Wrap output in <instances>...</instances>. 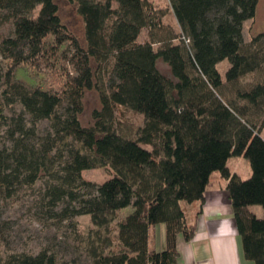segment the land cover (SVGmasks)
I'll use <instances>...</instances> for the list:
<instances>
[{
	"label": "trees",
	"instance_id": "16d2710c",
	"mask_svg": "<svg viewBox=\"0 0 264 264\" xmlns=\"http://www.w3.org/2000/svg\"><path fill=\"white\" fill-rule=\"evenodd\" d=\"M68 1L83 19L85 45L62 23L55 0H0L12 27L11 35L0 32V92L5 105L22 107L12 116L0 110V187L48 175L52 206L67 202L63 219L90 216L94 228L78 237L87 264H178V236L194 235L182 202H203L218 171L228 181L244 254L264 264V214L250 210L264 212V33L249 42L243 36L259 0H169V8L150 0ZM170 10L177 29L163 20ZM225 59L222 78L217 65ZM19 68L36 83L17 79ZM255 72L261 79L244 87ZM93 88L101 108L83 126V96ZM119 106L141 115L143 125L125 128ZM43 120L50 128L41 134ZM240 156L250 162L248 179L227 165ZM104 167L113 173L103 183L83 178L84 170ZM159 223L166 226L161 251L149 247ZM0 264L72 263L43 249L6 261L0 252Z\"/></svg>",
	"mask_w": 264,
	"mask_h": 264
},
{
	"label": "rangeland",
	"instance_id": "374dc122",
	"mask_svg": "<svg viewBox=\"0 0 264 264\" xmlns=\"http://www.w3.org/2000/svg\"><path fill=\"white\" fill-rule=\"evenodd\" d=\"M55 2L58 5V15L62 23L78 38L82 45H85L84 22L78 14L76 4L68 0H55ZM155 2L163 7L168 6L167 0H155ZM165 20L172 22L174 20L172 14L169 13ZM0 32L8 35L12 34L11 24L5 22L1 14ZM260 33H264V0L258 1L255 17L247 20L243 26L245 42H249L252 37ZM140 36V40L143 41L147 36V31L144 30ZM91 65L94 74H96L98 64L92 60ZM229 67L230 63L227 59L218 63L217 68L222 78H225ZM106 68L109 69L108 67ZM158 68L164 75L175 80L167 63L159 60ZM262 73L255 72L244 77L243 86L248 87L252 83H256L257 80L261 79ZM16 78L29 85L36 83L23 68H19L16 71ZM50 81L58 84L57 76L53 75ZM83 105V112L80 114L79 119L83 126H90L95 122L93 112L101 108L97 89L93 88L85 91ZM0 110L3 111L4 115L12 116L15 113L19 114L22 112V107L20 105H5L0 92ZM116 111L118 120L123 122L122 125L125 128H128V126L137 128L143 125V117L132 110L119 106ZM27 118H30L29 115H27ZM3 128L0 126V141L5 140ZM49 128L50 122L48 120L37 123V129L41 134ZM262 136H264V132H262ZM145 147L148 148V146ZM236 159L248 162V159L243 156ZM233 166L235 167V163ZM112 173L109 168L104 167L84 170L82 175L85 180L101 184L109 179ZM51 182L49 176L42 173L40 178L32 185L17 186L13 190L0 187V252L3 261L8 260L14 254L24 252L36 254L46 249L72 264L88 263V256L80 245L78 237L80 234L83 236L88 234L94 228L90 216L79 215L73 219H63L60 216V210L67 205V202H62L56 207L52 206L47 191ZM124 213H128V210L120 213L111 227L116 226V223ZM154 226L156 227L155 229H153ZM154 226L151 230V245L157 246L164 236V231L160 228L165 226V224L159 223Z\"/></svg>",
	"mask_w": 264,
	"mask_h": 264
},
{
	"label": "crops",
	"instance_id": "0c3cea01",
	"mask_svg": "<svg viewBox=\"0 0 264 264\" xmlns=\"http://www.w3.org/2000/svg\"><path fill=\"white\" fill-rule=\"evenodd\" d=\"M150 1L158 7H163L155 0ZM167 3L168 6L163 8L170 7L169 0ZM169 13L173 16L172 22L165 20ZM167 15L163 19L164 22L177 29L178 24L171 10ZM236 158L238 157H231L228 160L227 165L230 170L242 179L251 177L252 168L249 161L245 162ZM227 185L228 181L216 171L210 177L203 202H182L188 223L194 226V235L189 241H186L181 234L178 236V264H256L244 254L242 238L234 217ZM250 210L257 217H263L264 212L261 206H251ZM152 227L150 228L149 247L154 250H163L166 247V226L160 228L164 231V236L157 246L151 245ZM155 228L154 226L153 229Z\"/></svg>",
	"mask_w": 264,
	"mask_h": 264
}]
</instances>
